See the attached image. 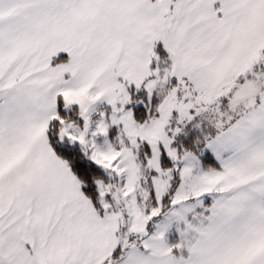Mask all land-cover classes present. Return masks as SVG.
Here are the masks:
<instances>
[{
  "label": "snow or ice",
  "instance_id": "6c2138e0",
  "mask_svg": "<svg viewBox=\"0 0 264 264\" xmlns=\"http://www.w3.org/2000/svg\"><path fill=\"white\" fill-rule=\"evenodd\" d=\"M0 264H264V0H0Z\"/></svg>",
  "mask_w": 264,
  "mask_h": 264
}]
</instances>
